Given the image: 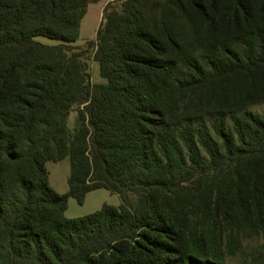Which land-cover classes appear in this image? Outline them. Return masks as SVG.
<instances>
[{"label": "trees", "instance_id": "trees-1", "mask_svg": "<svg viewBox=\"0 0 264 264\" xmlns=\"http://www.w3.org/2000/svg\"><path fill=\"white\" fill-rule=\"evenodd\" d=\"M96 1L0 0V264H226L264 238V24L231 36L264 0L108 3L98 85L71 45ZM100 189L121 204L66 217Z\"/></svg>", "mask_w": 264, "mask_h": 264}, {"label": "rangeland", "instance_id": "rangeland-1", "mask_svg": "<svg viewBox=\"0 0 264 264\" xmlns=\"http://www.w3.org/2000/svg\"><path fill=\"white\" fill-rule=\"evenodd\" d=\"M258 1V0H257ZM113 3V5H118L124 2V0H97L89 5L87 12L81 22V32H79V38L77 42L71 43L72 46L81 51H86L83 55V60L88 66V72L90 74L89 81L91 84H105L107 81L102 78L100 74V67L98 62L94 58V49L90 48L87 43L95 40V35L97 33L100 24L103 19V9L108 3ZM252 6L257 8L260 6L259 1L256 2L252 0ZM187 28L186 22L182 21V25ZM261 26L264 23L256 21L255 23L243 24L240 30H234L231 34L232 37H237L241 34L244 35L247 31L252 29L255 25ZM217 33L218 36H220ZM220 38L212 40V42H219ZM39 42L47 45H59L60 42L53 41V39L39 37L37 38ZM89 47V48H88ZM189 48L186 45L185 48ZM206 101V100H205ZM207 102V101H206ZM211 101L209 103H212ZM264 109V101H261L257 105H253L249 110L253 111L254 114L262 113ZM77 113L71 112L68 122V127L70 130H74L77 122ZM47 170L50 175V185L55 192L58 194H64L69 190L68 178L70 174V161L65 158L59 162L47 163ZM129 200L131 203H136V197L133 194H129ZM104 204L119 206L121 204V199L118 195L107 189H100L94 192H90L83 205L77 203L73 198L69 199L68 210L65 213L68 219L79 218L88 214H93L100 210ZM226 264H264V238L260 235L255 236L251 240H245L241 244V249L238 254L232 258L226 259Z\"/></svg>", "mask_w": 264, "mask_h": 264}, {"label": "crops", "instance_id": "crops-1", "mask_svg": "<svg viewBox=\"0 0 264 264\" xmlns=\"http://www.w3.org/2000/svg\"><path fill=\"white\" fill-rule=\"evenodd\" d=\"M104 8H105V7H104ZM103 10H104V9H103ZM88 194H89V193H88ZM88 194H87V195H88ZM86 197H87V196H86ZM85 200H86V199H85Z\"/></svg>", "mask_w": 264, "mask_h": 264}]
</instances>
